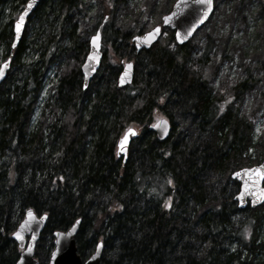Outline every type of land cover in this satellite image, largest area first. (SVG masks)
<instances>
[{
	"label": "trees",
	"instance_id": "1",
	"mask_svg": "<svg viewBox=\"0 0 264 264\" xmlns=\"http://www.w3.org/2000/svg\"><path fill=\"white\" fill-rule=\"evenodd\" d=\"M26 1L0 0V63L12 58L0 85V264L19 259L11 235L29 208L48 214L35 249L41 263L54 231L81 218L78 251L86 258L103 241L101 264H264V203L240 210V184L231 178L264 162V127L255 137L264 91L252 75L218 66L214 73L204 43L178 45L166 27L173 45L160 38L138 53L132 35L159 24L175 0H146L142 27L130 0H98L99 16L117 3L126 12L104 31L117 63L105 56L84 89L89 37L77 28L90 0H43L12 51L13 22ZM55 42L61 49L46 57ZM27 48L38 56L25 62ZM122 60L134 61L135 75L119 87ZM51 65L58 79L33 124ZM158 112L172 124L164 140L150 128ZM176 116L188 124L181 129ZM132 125L141 133L124 162L116 145Z\"/></svg>",
	"mask_w": 264,
	"mask_h": 264
},
{
	"label": "water",
	"instance_id": "2",
	"mask_svg": "<svg viewBox=\"0 0 264 264\" xmlns=\"http://www.w3.org/2000/svg\"><path fill=\"white\" fill-rule=\"evenodd\" d=\"M43 0H33L32 7L28 10L25 15L24 23L21 26L19 36L16 35V21L19 19V15L21 12L24 11L25 7H27V2L23 10L19 13L18 17L14 20L13 23V31L14 37L12 41V51L19 45L20 40L22 39L24 29L29 19L30 15L35 11L37 6ZM205 9H208L207 4L199 3L198 0H176L172 6V9L169 13L163 15L162 17V24L156 25L155 27L151 28L150 30L136 34L133 36L132 41L136 48L137 52H141L142 50H148L152 47L154 43H156L161 34H162V27L167 26L175 31V39L178 44H185L187 43L194 35V33L200 29L210 18L213 9H214V0H212V6L210 9L207 10V14L205 15ZM165 17H168V22H165ZM159 27L160 31L158 33H154L155 39H152L150 42H145L143 40H136L134 37H143L146 33L152 32L154 28ZM99 33L98 39V47H93L92 44V37L96 36ZM177 33L180 34V38H177ZM139 45V46H137ZM96 55L98 58L96 60H89V54ZM103 58L102 52V32L101 30H97L89 40V50L88 53L81 65V70L83 73V88L86 89L92 78L95 76L97 71L101 66V61ZM5 61H7V66L3 69V74H0V85L6 79L8 71L12 64V58L9 56ZM4 61V62H5ZM1 63V65L4 64ZM131 64V69L127 70L126 72V65ZM87 65V66H86ZM135 75V65L133 61H127L124 63L121 72L118 75L117 83L119 87H124L133 82ZM123 76L124 82L121 83V78ZM168 121V131L166 134L162 133L161 129L154 128L152 125L156 123V121L151 125V129L155 131L158 139L164 140L167 139L171 133L172 124L169 119L163 117ZM128 129H132V132H128ZM127 133V139L123 145H121L122 138L125 137ZM134 133V134H133ZM139 136V131L135 127H129L125 130L122 136L117 141V152L120 147L124 148L123 152H120L118 157H122L123 161L126 162L128 159V152L131 143L137 139ZM261 166H264V162L246 168H241L232 173V178L240 182L239 191L235 194L234 200L237 202V206L239 209H245L248 204L251 207H256L264 203L262 199H255L252 193H256L257 197L259 196V188H264V178L257 179V174L255 171L251 173H247L246 170L252 169H259ZM234 173H238L239 175H234ZM241 193H244L241 195ZM31 209V208H30ZM28 210H26L24 217L20 224L18 225L17 229L12 233L11 237L13 240L19 245L23 251L20 254V257L16 264H39L38 259L35 258V246L36 243L46 227L48 221L47 214L37 215L33 209L32 210V217H29ZM82 223V219H77L72 226H70L67 230H56L54 231V248L50 254V259L48 264H101V254L103 250V241H99L98 244L100 248L95 250L84 260L79 251L77 246V236L79 234L80 226ZM24 224L25 227L21 228V225ZM19 232L20 235L23 237L22 239H18L14 233ZM28 237V238H27ZM97 244V245H98ZM55 253V256H53Z\"/></svg>",
	"mask_w": 264,
	"mask_h": 264
},
{
	"label": "rangeland",
	"instance_id": "3",
	"mask_svg": "<svg viewBox=\"0 0 264 264\" xmlns=\"http://www.w3.org/2000/svg\"><path fill=\"white\" fill-rule=\"evenodd\" d=\"M89 15L86 16L84 23L78 25L77 32H81L85 37H89L99 28H108L109 23L121 21L126 12V5L117 3L110 16L105 17L97 15L99 12L98 0H90ZM130 5L135 8V13L141 17L142 24L139 22L138 26L142 27L147 19V10L144 8L146 0H130ZM10 9L7 8L6 15H9ZM107 22L108 25L104 23ZM264 0H214V11L210 19L200 28L194 35V41H201L203 49H205L208 56H211L212 70L218 67L234 74H240L241 71H248L251 76L249 82L255 83L262 87L264 91V54L261 55L264 47ZM99 25V26H97ZM107 26V27H106ZM149 28H145L144 31ZM83 37V38H84ZM161 39L163 42L173 43L169 40V33L166 30L163 32ZM202 40H205L204 42ZM61 49V44L52 43L46 48V57H50L53 53ZM107 52V60L115 64L116 59L113 57V52L110 45L104 46ZM23 55V61L27 59L36 58L37 53L32 48H27ZM253 71V72H252ZM213 73V74H214ZM241 75L238 79L241 81ZM58 79L56 65H51L44 74L43 86L39 105L35 109L32 123L35 124L41 112V107L46 98L52 91V85ZM259 93V92H257ZM157 116H163L162 112H158ZM260 118L255 124V137L263 133L264 127V110L259 113ZM176 123L178 127H184L188 124L187 121L176 116ZM136 126V125H134ZM141 130L140 127L136 126ZM39 260V258H38ZM48 260L43 259L40 264H48Z\"/></svg>",
	"mask_w": 264,
	"mask_h": 264
},
{
	"label": "snow or ice",
	"instance_id": "4",
	"mask_svg": "<svg viewBox=\"0 0 264 264\" xmlns=\"http://www.w3.org/2000/svg\"><path fill=\"white\" fill-rule=\"evenodd\" d=\"M199 3H203V4H207L208 6V9L211 8L212 6V0H198ZM33 5V0H27V7H25L24 11L20 13L19 15V19L16 21V35L19 36L20 34V29H21V26L23 25L24 23V19H25V15L26 13L28 12V10L32 7ZM208 9H205V15L207 14V10ZM168 17H165V22L167 23L168 22ZM160 31L159 27L157 28H154L152 32H148L146 33L143 37H134V39L136 40H143L145 41L146 43L147 42H150L152 39H155V35L154 33H158ZM177 38L179 39L180 38V34L177 33ZM92 44H93V47H98V39H99V33H97L96 36H93L92 38ZM139 46V45H137ZM98 57L96 55H93V54H89V60H96ZM7 61L4 62L3 65H0V74H3V69L4 67L7 66ZM87 66V65H86ZM132 65L129 63L126 65V72L127 70L131 69ZM124 82V79H123V76L121 78V83ZM154 128H159L161 129L162 133L166 134L167 131H168V121L166 119H164L163 117H160L157 119L156 123L152 125ZM128 132H132V129H128ZM134 134V133H133ZM127 139V133L125 134V137L122 138L121 140V145H123L125 143ZM124 151V148L123 147H120L118 152H117V155L120 154V152H123ZM252 171H255L256 174H257V179H261V178H264V166H261V168L259 169H255V170H252V169H249V170H246L247 173H251ZM234 175H239L238 173H234ZM169 183H171V181H169ZM257 188H258V191H259V196L257 197L256 193H252L253 197H254V202H255V199H262L264 200V188H259V186L257 185ZM244 193H241V195H243ZM169 205L165 204V207H168ZM28 215L29 217H32L33 214H32V210L29 209L28 210ZM25 225L22 224L21 225V228H24ZM14 235L17 236L18 239H22L23 237L20 235L19 232L17 233H14ZM245 235H247V232L245 233ZM100 248V245L98 244L97 245V249ZM53 256H55V253H53Z\"/></svg>",
	"mask_w": 264,
	"mask_h": 264
},
{
	"label": "flooded vegetation",
	"instance_id": "5",
	"mask_svg": "<svg viewBox=\"0 0 264 264\" xmlns=\"http://www.w3.org/2000/svg\"><path fill=\"white\" fill-rule=\"evenodd\" d=\"M105 21H107V19L105 18ZM98 29H100L101 31H102V52H103V58L106 56L107 57V52L104 50V46L106 47V44H105V42H104V28H101V27H99ZM132 37H133V35H132ZM132 37H131V40H132ZM133 43V42H132ZM155 44V43H154ZM153 44V45H154ZM133 45H134V43H133ZM152 45V46H153ZM179 45V44H178ZM135 47V46H134ZM152 48V47H151ZM150 48V49H151ZM88 49H89V46H88ZM150 49H148V50H150ZM139 53V52H138ZM103 58H102V60H103ZM127 61H130V60H122L121 61V63H122V67H123V65H124V63L125 62H127ZM101 64H102V62H101ZM134 65H135V63H134ZM101 68V67H100ZM121 70H122V68H121ZM121 70H120V72H121ZM118 78V77H117Z\"/></svg>",
	"mask_w": 264,
	"mask_h": 264
},
{
	"label": "bare ground",
	"instance_id": "6",
	"mask_svg": "<svg viewBox=\"0 0 264 264\" xmlns=\"http://www.w3.org/2000/svg\"><path fill=\"white\" fill-rule=\"evenodd\" d=\"M59 81V80H58Z\"/></svg>",
	"mask_w": 264,
	"mask_h": 264
}]
</instances>
